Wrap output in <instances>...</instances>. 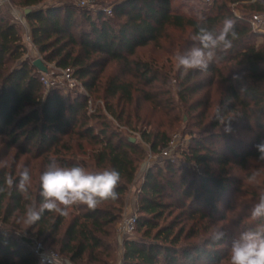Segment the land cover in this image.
<instances>
[{
    "label": "trees",
    "instance_id": "16d2710c",
    "mask_svg": "<svg viewBox=\"0 0 264 264\" xmlns=\"http://www.w3.org/2000/svg\"><path fill=\"white\" fill-rule=\"evenodd\" d=\"M44 1L9 0L19 8L18 12L28 24L30 43L43 59L54 62L62 70L72 71L87 90L98 82L100 71L96 67L100 65L98 60L101 57L122 64L126 73L145 85H151L158 79L159 72L147 63L130 60L137 49L156 43L168 29L189 30L193 39L201 26L219 34L226 18L235 21L237 35L232 47L226 51L218 49L219 60L212 62L207 70H190L183 77L177 93L185 101L199 92V84L192 80L201 72H209L226 84L214 109L209 134L194 140V146L187 155V160L202 170L197 187L194 188V182L183 185V180L176 187L162 179L160 172L146 173L134 231L137 226L139 230L144 228L143 236L150 241L126 238L123 243V264L217 263L220 260L217 246L227 244L229 236L212 243L213 234L202 237L198 223L213 221L218 212L217 204L231 184L230 177L222 175L224 167L233 164L243 169L249 160L256 159L255 145L264 141V35L256 33L249 24L253 15H264V0H211L210 5L198 15L173 10L172 0H122L114 4L110 16L101 11L94 16L89 11L83 13L89 30L80 31L78 35L72 30L76 22L74 11L82 10L64 3L66 0H51V5L42 7ZM27 9L29 12L24 14ZM10 16L11 19H6L0 13V138L20 148L32 147L44 156L47 167L52 161L63 167L79 165L71 140L73 137L87 140L100 146L92 155L95 167L116 169L120 173L116 188L118 198L101 202L115 204L116 213L98 207H81L80 213L74 216L58 240L59 251L65 254L70 264L86 254L90 259H96L93 253L102 245L96 234L103 233L106 227L114 226L120 219L123 196L134 178L135 156H139L141 151L115 132H109L108 127L94 133L96 129L86 124L83 96L65 101L57 89L45 94L40 73L32 62L24 58L27 48L19 33V24ZM260 36L262 42L257 44L255 40ZM193 41L198 44V41ZM104 94L106 98L119 96L125 98L126 103L131 102V84L115 77L109 78ZM144 99L151 101L152 97L146 93ZM218 110L228 120L230 132H249L251 138L235 141L225 135L226 125L216 120ZM214 130L215 133L212 132ZM144 136L152 151L159 146L162 149L168 146L169 140L163 133ZM63 138L67 139L62 141ZM215 138L220 139L219 142H229L225 152L221 143L211 141ZM79 140L76 147L82 149ZM215 165L218 175L212 171ZM167 168H171L170 164ZM1 182L0 188H3ZM40 191L39 186V203L43 199ZM172 192L180 196L179 207L185 208L189 212V220L194 222L184 237H181L183 228L173 233L174 226L158 227L157 222L163 217L167 204L162 199L170 198ZM10 198L17 206L18 193L11 194ZM5 199L6 193L0 191V215ZM190 199L189 204L187 201ZM64 219L65 216H54V212L45 211L37 222L41 228L39 234L50 231L56 236ZM260 221L264 225V219ZM209 229L207 226L203 230L207 232ZM153 230L155 233L152 235ZM192 237H196L195 241H189ZM0 264L42 263L27 243H17L0 231Z\"/></svg>",
    "mask_w": 264,
    "mask_h": 264
},
{
    "label": "rangeland",
    "instance_id": "374dc122",
    "mask_svg": "<svg viewBox=\"0 0 264 264\" xmlns=\"http://www.w3.org/2000/svg\"><path fill=\"white\" fill-rule=\"evenodd\" d=\"M121 1L66 0L64 3L73 6L74 9L82 10V12L74 11L76 22L72 29L73 33L78 35L80 31L89 30L83 13L89 11V14L94 16L98 11H101L104 15L110 16L114 4ZM210 2L211 0H172V9L180 13L198 15L202 9L210 5ZM51 4V0H46L42 3V7ZM10 9L19 10L9 0H6L2 7L0 6L1 15L6 19H11ZM108 11H110V14ZM19 27V33L27 48L24 58L30 63L35 59H40L43 62L47 68L46 76L55 85L50 90H59L65 101L72 100L77 96H83L86 102V124L96 129L94 133H99L102 127H108L109 132L113 131L128 141L132 139L134 142L131 143L135 144L138 150L141 151L139 156H135L137 161L134 178L123 196L120 219L114 226L106 227L103 233L96 234L102 244L93 253L96 255V259H90L86 254L81 259L71 263L123 264L124 240L126 238L134 240L145 239L143 236L144 228L139 230L138 226L137 230L129 234L128 237H120L118 231L119 224L125 214L135 212L137 215L138 203L141 198L140 192L146 173L157 174L160 172L162 179L172 182L176 187L181 180L184 181L183 185L194 182V188L197 187L202 170L194 163L189 162L187 155L194 146V140L207 137L209 134L214 109L226 84L209 72H201L194 76L192 80L199 84L200 91L188 97L185 101L181 100L177 94L178 89L181 88L182 79L189 71L185 74L182 69L176 67L175 55L177 52H186L195 43L190 37L189 30L168 29L165 36L156 43H149L147 46L137 49L135 54L130 57L131 61L147 63L159 72V77L153 84L145 85L139 79L126 73V69L122 64L101 57V60H98L100 65L96 67V70L100 72L98 73L99 78L95 87L87 90L77 77L72 76L75 86L71 88L69 82L62 76V69L56 67L54 62H46L43 56L27 40L28 33H25L20 25ZM255 42L257 44L261 43L262 38H257ZM114 77L131 84V102L126 103L125 98H120L119 96L106 98L104 86L109 78ZM49 91H45V94ZM146 93L152 97L151 101L144 99ZM77 127L78 125H76ZM212 132L215 133L216 130ZM143 133H145L144 135L149 134L150 137L155 133L165 134L167 139L173 143L171 152L164 156L161 146L152 151ZM225 135L232 137L235 141L248 140L252 136L251 133L244 131H225ZM66 139L63 138L62 141ZM78 140L75 137L71 140L77 163L90 173L106 170V168H96V162L92 159L93 151L98 150L100 146L93 145L87 140H79L83 146L82 149H77ZM211 141L219 142L220 139L215 138ZM219 143L222 144L225 152L229 142L222 140ZM168 164L171 166L170 169L167 168ZM25 167L29 168L32 175L28 198H25L16 187L20 172ZM46 170L47 166L44 156L40 155V152L32 147L20 148L17 145H11L7 139L0 138V181H2L1 184L6 193V199L0 215V231L8 234L17 243H27L32 251H34L35 247L40 246L44 253H54L66 260L65 254L59 251L58 240L74 216L80 213L81 207H85V205L73 206L69 210V215L65 216L61 229L56 236H53L50 231H44L39 234L41 228L37 223L27 225L21 219L28 205L34 203L37 208L39 207V176ZM212 171L216 175L219 174L216 165L212 167ZM223 173L222 175L230 177L231 184L228 185L226 192L217 204L218 212L215 214L213 221L204 220L198 223L200 235L204 238L209 234H213L217 228L229 236L227 244L217 246L220 260L213 264H228L229 251L233 239L237 238L240 233L250 229L254 230L258 225H261L260 220L252 219L250 212L259 195L264 193V162L252 159L248 161L243 169L229 164L228 167H224ZM253 175H255V180L250 182V177ZM6 176H12L14 179V184L11 188L5 185ZM13 193H18L20 197L17 206L12 203L10 198ZM170 196V198L162 199L167 204L163 217L157 222L158 227L174 226L173 233H178L179 229L183 228L184 234L181 237H184L194 222L189 220V212L185 208L179 207L180 196L173 192L170 193ZM190 202L191 199L187 201L189 204ZM175 205L178 207L176 208ZM97 207L116 213L115 204L110 202L100 203ZM57 215L58 213L54 212V216ZM207 226L210 229L205 232L203 229ZM151 233L153 235L155 230ZM195 238L192 237L189 241H195ZM145 241H150V238L145 239ZM183 241L181 240V242ZM199 264H205V262L200 261Z\"/></svg>",
    "mask_w": 264,
    "mask_h": 264
},
{
    "label": "clouds",
    "instance_id": "9594fccd",
    "mask_svg": "<svg viewBox=\"0 0 264 264\" xmlns=\"http://www.w3.org/2000/svg\"><path fill=\"white\" fill-rule=\"evenodd\" d=\"M235 21L226 18L219 34H214L207 27L201 26L198 33L193 36L197 45L186 52H177L175 55L176 67L182 69L183 73L190 70H207L212 62L219 60L217 50H228L232 47L236 38ZM231 36V38H229ZM216 120L226 125L225 131L230 132L223 115L217 111ZM257 150V161L264 162V141L255 145ZM255 180V175L250 177V182ZM32 175L28 167H25L19 175L16 187L18 191L28 198ZM120 181V173L116 169H106L97 173L86 171L83 166L73 165L63 167L52 161L47 170L39 176L40 196L43 198L39 207L30 204L26 207L23 223L27 225L36 224L45 211L55 212L61 216L69 215L73 206L85 205L88 209H95L102 201L116 200L118 193L116 188ZM14 184L12 176L5 177V185L11 188ZM0 188V191H3ZM253 220L264 219V193L251 207ZM225 233L217 228L211 236V242L217 243L224 239ZM228 264H264V225H258L254 230L250 229L240 233L233 239Z\"/></svg>",
    "mask_w": 264,
    "mask_h": 264
},
{
    "label": "built area",
    "instance_id": "2783aa9c",
    "mask_svg": "<svg viewBox=\"0 0 264 264\" xmlns=\"http://www.w3.org/2000/svg\"><path fill=\"white\" fill-rule=\"evenodd\" d=\"M5 2L6 0H0V6ZM108 13L110 14V11H108ZM10 14L12 15L13 20L18 22L22 30H24L25 33H28V24L23 18V15L21 13H18V11L14 9H10ZM262 18H264V15L255 14L249 20V24L252 27V29L259 35H264V20H262ZM259 38H261V36ZM27 40L30 41L29 37L27 38ZM62 76L67 82H69V86L71 88L75 86V81L72 77L73 76L72 71L62 70ZM40 81L45 91H49L53 86H55L54 83L51 81V79L47 77L45 73H40ZM172 144H173L172 141H169L168 146L163 149L162 154L164 156L168 155L171 152ZM136 221H137V215L135 212H130L125 214L122 218V221L119 224L118 232L120 237H128L129 234H131L134 231ZM33 252L38 257L40 263L42 264H70L68 261L62 259L57 254L44 253L40 248V246L35 247Z\"/></svg>",
    "mask_w": 264,
    "mask_h": 264
},
{
    "label": "water",
    "instance_id": "95a60500",
    "mask_svg": "<svg viewBox=\"0 0 264 264\" xmlns=\"http://www.w3.org/2000/svg\"><path fill=\"white\" fill-rule=\"evenodd\" d=\"M29 10H24V14H27ZM32 66L39 72V73H47V68L43 64V62L40 59H35L32 62ZM130 142H134L132 139H129Z\"/></svg>",
    "mask_w": 264,
    "mask_h": 264
}]
</instances>
